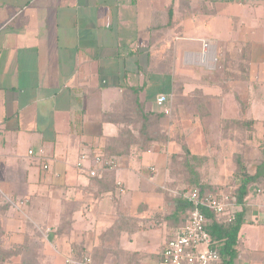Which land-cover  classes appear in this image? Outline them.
<instances>
[{
  "label": "crops",
  "instance_id": "crops-1",
  "mask_svg": "<svg viewBox=\"0 0 264 264\" xmlns=\"http://www.w3.org/2000/svg\"><path fill=\"white\" fill-rule=\"evenodd\" d=\"M138 106L164 115L163 134L219 161L212 181L234 192L233 142L189 140L246 119L264 140V0H0V264H23L29 250L35 264H161L174 234L161 219L167 167L180 145L134 150L101 183L77 168L133 129L123 115ZM244 159L255 175L249 148ZM233 211L245 213L234 264H264V193ZM121 218L130 225L111 233Z\"/></svg>",
  "mask_w": 264,
  "mask_h": 264
},
{
  "label": "trees",
  "instance_id": "trees-1",
  "mask_svg": "<svg viewBox=\"0 0 264 264\" xmlns=\"http://www.w3.org/2000/svg\"><path fill=\"white\" fill-rule=\"evenodd\" d=\"M246 55L244 52L241 53L239 59L247 60ZM229 59L230 57H228V61ZM232 68L235 69L233 66ZM247 69L244 68L245 74L248 73ZM195 97L200 117L204 119L208 113L204 110L203 100L198 95H195ZM130 111L123 116L126 117L127 122L132 125L133 129L122 131L120 137L114 140L110 146L100 151H95L92 156L101 155L104 158H112L118 161L120 158L132 156L134 150H137L139 156H142L148 154L154 145L167 147L173 141L180 145L182 153L173 154L169 157L166 183L168 191L165 194V208L161 218L162 223L164 222L168 229L175 233L179 227L187 222L189 213L192 210L190 204L184 198L190 190L197 189L201 196L208 194L219 195L223 192L218 186L214 185L209 174L211 163H217V161L212 160L209 156L193 154L187 145L186 138L176 137L175 140H172L163 134L160 127L161 119L164 117L163 114L146 113L141 106H138L137 110ZM129 113H132V116ZM257 124L256 121H248L247 119L224 120L221 122L219 131L221 139L233 142L232 147L231 145L228 147V151H230L232 162L236 168L232 180L233 186H235L234 196L237 206H245L252 191L259 190L264 193V149L262 148L259 152L260 165L255 175L248 173L244 159L247 149H251L254 143V133L257 130ZM107 173L110 174L109 172ZM107 173L95 180L99 183L103 182ZM203 213L209 222L206 229L212 242V250L221 256L224 263L234 264V260L242 246L241 230L245 223L244 211L236 214L235 220L231 223H228L224 218L215 216L211 212L204 211ZM130 221L127 218H121L110 232L114 233L118 230H124L123 228H126L125 225H130ZM134 222L133 220V224ZM138 230L139 228L134 226L133 231L130 232L135 233ZM33 258L28 257L23 264H35V262H38V259L35 261V258ZM78 260H81V258H78Z\"/></svg>",
  "mask_w": 264,
  "mask_h": 264
},
{
  "label": "built area",
  "instance_id": "built-area-1",
  "mask_svg": "<svg viewBox=\"0 0 264 264\" xmlns=\"http://www.w3.org/2000/svg\"><path fill=\"white\" fill-rule=\"evenodd\" d=\"M211 50L212 44L202 41L204 63H207L208 59L216 61L212 56L210 58ZM169 104L170 100L167 96H161L157 100V106L166 116H170L172 112L171 107L167 108ZM33 154L30 152L31 156ZM43 155L41 152L39 157L42 158ZM86 164L90 166L86 167ZM77 168L87 172L91 179H96L104 173L117 171L119 163L116 159H107L101 155L83 154L77 162ZM48 169V166L44 167V170ZM184 198L192 210L187 222L179 227L167 242L161 264H222L221 256L211 248L212 242L206 229L209 222L203 212L208 211L219 218H224L228 223L233 222L236 218L233 211L236 206L234 192L201 196L197 189H193ZM90 263L89 259L86 260V264Z\"/></svg>",
  "mask_w": 264,
  "mask_h": 264
},
{
  "label": "rangeland",
  "instance_id": "rangeland-1",
  "mask_svg": "<svg viewBox=\"0 0 264 264\" xmlns=\"http://www.w3.org/2000/svg\"><path fill=\"white\" fill-rule=\"evenodd\" d=\"M214 61V63H213V65L215 66L216 65V61L215 60H213ZM212 65V66H213ZM197 128V127H196ZM199 128V127H198ZM204 130V129H203ZM201 129H196V130H194V131H192L191 132V139L189 140V143H190V146L192 147V148H195L196 146H199V145H201V144H204V142L206 143V145H208V147H211V146H215L216 145V143H215V140L217 139V140H219V139H221V134H220V132H218V130H209V129H205L204 131H202ZM219 133V134H218ZM262 134H263V132L261 131V130H256L255 131V133H254V143H253V145H252V148L250 149V161H251V163H250V169L251 170H254L255 168H256V166H257V168L259 167V165H260V162H259V160L257 159L258 158V154H259V152H260V150L263 148L264 149V140L263 139H261V137H262ZM256 143V144H255ZM187 144H188V142H187ZM259 156H260V154H259ZM260 158V157H259ZM211 165H212V163H211ZM213 165L214 166H218L219 165V161L217 162V163H213ZM210 168V167H209ZM209 174H210V176H212L213 177V174L211 173V171L209 170ZM214 179V178H213ZM214 182V185H216V182H218V180H216V179H214L213 180ZM231 184H232V186H233V180H231ZM216 186H218V185H216ZM233 187H235V186H233ZM225 188H227V191L229 190V189H231L230 187H225ZM225 188H220L221 190H223V189H225ZM224 191V190H223ZM119 222V221H118ZM67 230V226L65 225L63 228H62V231H66ZM37 246H40V251L41 252H43L44 253V251H45V244H44V242H40V243H37ZM12 254H13V252H11ZM31 252H30V250L29 251H27V256L30 258L31 257V255L32 254H30Z\"/></svg>",
  "mask_w": 264,
  "mask_h": 264
}]
</instances>
